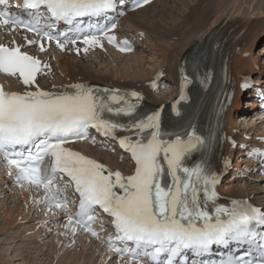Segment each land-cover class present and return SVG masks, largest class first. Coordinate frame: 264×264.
<instances>
[{"label":"snow or ice","instance_id":"obj_1","mask_svg":"<svg viewBox=\"0 0 264 264\" xmlns=\"http://www.w3.org/2000/svg\"><path fill=\"white\" fill-rule=\"evenodd\" d=\"M149 2L138 0L137 6ZM116 4L117 0H24L27 18H22L9 11L8 0H0V24L43 33L51 41L52 36L43 28L52 22L71 24L81 17H99ZM41 8L46 9V17L41 15ZM42 20L48 23L42 26ZM107 39L115 41L113 36ZM27 43H39L44 50L42 41ZM56 43L64 49L63 43ZM83 43L98 45L100 40L96 35H86ZM126 44L119 50L130 51ZM39 72V59L22 52L19 46L0 44V73L18 77L31 87ZM242 86L247 89L252 85L246 81ZM131 96L142 99L135 92ZM137 108L138 104L129 103L116 91L102 96L83 84L61 93L45 92L38 86L23 94L8 93L0 87V154L17 169V181L43 186L47 202L65 212L67 198L61 199L64 190L53 181L57 174L70 178L79 194V210L67 217L69 225L78 224L98 237L91 227L98 206L114 225L115 236L110 235L107 241L110 249L121 258L128 256L129 264H142L145 258L151 264H182L189 252L204 256L214 246L256 242L261 235L257 229L264 228V211L247 202L233 201L230 208L217 206L216 174L203 164L189 167L184 163L204 140L195 132L164 139L167 133L161 128L159 114L139 118ZM120 117L129 119L121 122ZM89 128L105 137L116 138L117 132L131 134L120 137L119 142L135 161L133 175L125 177L64 147L73 138H86ZM116 242L123 247H117ZM257 247L261 253L258 259L232 256L222 264H264V239Z\"/></svg>","mask_w":264,"mask_h":264},{"label":"rangeland","instance_id":"obj_2","mask_svg":"<svg viewBox=\"0 0 264 264\" xmlns=\"http://www.w3.org/2000/svg\"><path fill=\"white\" fill-rule=\"evenodd\" d=\"M177 1L179 0H159V2H157L156 5L154 4L155 6H153V8L150 9L149 11L143 12L141 15H139L136 18L131 17L123 20L121 26L118 28L117 35H122V34L126 35L131 39H134L136 42L140 43L141 45V47L135 48L136 50L134 52L127 54L123 59L117 58L115 56H109L108 59L94 60L91 63L89 61L88 62L81 61V60L94 59L95 54L102 50H96L92 54L89 53H86V55L79 54L80 56L73 55L71 53L67 55L68 56L67 59L74 60L76 63H80V61L85 63L84 64L85 68L79 67L73 69L74 74L80 75L82 73L80 69L83 70L85 74L90 73V74L98 75L99 73H103V74L105 73L104 75H107L105 77L108 78L106 81H111L112 83L119 85H124V83H128L127 81H125L124 77L127 78V75L133 74V78H131V80H136L132 84L134 85V88L137 89L135 84L137 83V80L142 78V85L145 87V89H147L148 81L152 80L154 74H156L157 72H162L163 74L162 77L166 82V88L165 90L161 91L162 93L160 95H154L156 96V98L153 97V100L154 101L164 100L163 98H165V94L166 95L168 94L167 99H165V101H168L170 97H172V93L174 94L173 88L176 82L174 78L172 79L170 75H167L168 65H169L168 62L171 60L170 63L172 64V66H174L173 59L175 58L174 56H172L173 48L170 47V42L179 43L181 38L180 32H182V30H184L185 28L182 25L180 26V28L177 31V33H179V36L177 38L167 37L169 36V34H167V32L165 31V30L167 31L169 30V27L167 26H171L173 24L177 26L179 24L180 17L182 16L183 13V12L181 13V11L186 9L183 6L178 7L179 6L178 5L177 7L179 8V11L177 12L173 11L172 6H176L174 2ZM187 1L189 3L193 2V0H187ZM214 2L217 3L218 1H214ZM222 2L226 3V7L220 11V13L224 14L223 15L224 24L232 18H237V16L241 17L242 22L245 23L247 19L249 20L252 19L253 17H258V15H260L259 8L264 6V0H222ZM142 19L147 20L146 28L144 27V25H142L144 24ZM196 23H197L196 21L192 22L193 25H195ZM192 24L189 23V26H191ZM133 25L144 27L148 32H146V30L143 28L141 29L139 27L135 28ZM155 25H157V27H155ZM196 26L197 25H195V27ZM152 27H155L156 30L154 31L151 30ZM191 32L193 31H190L189 34L194 35ZM198 32L199 31H197V33ZM263 34L264 32L261 33L255 39H252L251 41V45L253 46L251 55L254 56L253 58L254 61L250 59L251 60L250 65H252V68L254 70H257L261 67V63H262L261 59L264 57V54L261 49L264 47ZM250 37H252V35H250ZM153 46L158 47L159 50L156 51L155 49H153ZM240 51H241L240 48H238L235 54L236 57L238 56ZM169 53L171 54V57L168 56ZM64 67L66 66L63 65L57 66L58 69L52 71L50 76L40 78L41 83L44 85H50L51 82L56 83L58 82V80L63 81L61 80V78L64 77L63 75L65 74ZM254 70L251 73L256 77L259 75V72ZM68 79L70 78L66 77L65 80L70 81ZM105 83L109 84L108 82ZM107 84H102V85L108 86ZM10 85L14 86L17 90L20 89V86H18L17 83L12 80L10 81ZM151 96H152L151 94L149 95V98L146 97L145 95L143 96V100L148 105L149 104L153 105L150 100ZM255 113L256 112L249 113L248 117L254 115ZM233 119L239 137L241 134L240 133L241 127L246 125L247 126L246 128H250L252 125L251 122L254 121L253 119H251L252 121L251 120L245 121L243 119H239L238 114L235 115ZM263 126H264V121L262 124L261 123L257 124V127L263 128ZM258 132L261 135H264L263 130L258 129ZM84 148H86L87 152L93 157L99 155V157L98 156L97 157L99 159H102L100 158V156H104V152H100L98 150L96 151L92 148H87V147ZM109 159H111L113 163L119 165L120 167L124 166L123 164L120 163V160L115 159V157L114 159L112 157ZM237 165L239 169H242L243 164L235 161V159L232 160L231 169L238 172V168L237 170L234 169V167H236ZM259 183H264V179L257 180V182H251L249 184V187L247 188L249 193H246V196L252 194L251 197H253V195L256 192H259L258 195L262 196L261 199H264V192H263L264 189L263 190L261 189V185H259ZM244 185L246 184L243 183L241 186L243 187ZM232 186L235 187V185ZM222 192L228 193L227 190L226 191L222 190ZM0 206L2 208L0 209V264H48L50 260L49 255L50 256L52 255L51 254L52 252L49 250L51 246H54L55 253L66 254L69 255L70 259L72 258L71 260L68 258L67 261H73L75 259L76 262H80V264L83 263L101 264L102 256L100 253H98V251H96V248L94 250V246L90 248L89 245H86L85 248H82V245H80L77 242L74 245H71V243L69 244L68 239H66L65 235L59 230V228H57L56 230H51L46 237L42 236V238L39 239L40 241L38 239L35 240V238H30L32 234L38 235L40 230H43L40 225V220L42 219V222H44V219L46 218L45 216L42 215L40 211L39 212L34 211L32 209V206L28 203L26 204V209H25L26 211H25L23 207L22 198L19 197L18 192H16L15 190H11V192H9L8 195L0 193ZM15 210L17 214H19L17 219L15 218L16 217ZM26 214H27V218H24ZM7 218L15 219L12 227L11 226L7 227L6 224ZM39 237L40 236H38V238ZM34 241H36L38 246L42 247V249L46 251L45 253L42 252L46 255L42 256L39 260H36L35 256H38L41 253H34L33 249L37 246L34 244ZM87 247H89L88 250H86ZM74 253L75 256L72 257L71 254Z\"/></svg>","mask_w":264,"mask_h":264},{"label":"bare ground","instance_id":"obj_3","mask_svg":"<svg viewBox=\"0 0 264 264\" xmlns=\"http://www.w3.org/2000/svg\"><path fill=\"white\" fill-rule=\"evenodd\" d=\"M214 1H218V2L216 3ZM157 2H159V0L156 1L155 3L150 4V6H148V7H145L143 9H139L136 12L125 16L124 19H128L131 17H133V18L138 17L143 12H147L150 9H152L153 6H155ZM212 2H214V3H212ZM224 2H222V0H193V2H191V3H189L187 0H179L177 2H174L176 6H172L173 11H176V12L179 11L178 7H181V6L185 7L186 9L181 11V13L182 12L183 13H182V16L180 17L179 24L177 26L175 24H173L171 26H167V27H169V30L168 31L165 30L167 32V34H169V36H167V37L177 38L179 36V33H177V31L180 28V26L182 25L185 27L184 30H182V32H180L181 33L180 42L179 43L170 42V47L173 48L172 49V56H174L176 58V59L172 58L174 60V62H173L174 66H172V64L170 63L171 60L168 62L169 65H168L167 75H170L172 77V79L174 78L176 80L175 87L173 88V91L175 93H174V97L172 99H174L176 97V95L178 93V89L181 88V82H182L181 81L182 80V77H181V75H182V62L181 61H182V59L188 53V50L191 49V52L195 53L196 50L200 49L201 45L199 43L201 41H203L204 39H206L209 36V34L213 33L214 37H217V36L220 37L218 39V42H219V46L223 45V47H224L223 48L224 53H221L223 56L225 54V51H230L227 54V56H228V60L230 61V68L232 71V75L235 76L237 85L244 75H248V74H250V72H252L254 70L252 68V65H250L251 60H253V58H254V56L251 55L252 50H253V46L251 45V41H252V39H255L261 33L264 32V13H263L264 6L259 8L260 9L259 10L260 15H258V17H253L252 19H249V20L247 19V21L245 23L242 22L241 17L237 16V18H232L224 24L223 23V17H224L223 15L224 14L220 13V11L226 7V3H224ZM210 3H212V4H210ZM169 9H171V8H169ZM146 21L147 20H143L144 24H142V25H144L145 28L147 25ZM194 21H196L198 23V24L197 23L195 24V25H197L196 27H195V25H193L194 23L192 24V22H194ZM207 22H208V24H207ZM189 23L192 25L189 26ZM133 26L135 28L139 27L140 29L141 28L145 29L144 27H141V26H137V25L136 26L133 25ZM155 27H157V25H155ZM155 27H152L151 30H153V31L156 30ZM190 31H193L191 33H193L194 35L189 34ZM197 31H199V32L197 33ZM146 32H148V31L146 30ZM152 33H154V32H152ZM250 35H252V37H250ZM262 36H260V37H262ZM0 42H3V41L0 40ZM4 43H7L6 40ZM15 44H16V46H20V47L22 45V48L26 52L34 54V52H31L29 50V47L24 45V43L15 42ZM136 47H141L140 43L137 42ZM238 48H240L241 51L238 54V56L236 57L235 54H236V51L238 50ZM153 49H155L156 51L159 50L158 47H154V46H153ZM261 49H262V52L264 53V48H261ZM100 50H102V51L96 53L94 59L81 60V61H86V62L89 61L91 63L94 60L108 59L109 56H115V57L120 58V59H123L125 57L124 55L118 53L115 50V48L111 47V46L101 47ZM247 55H248V59L246 57ZM168 56L171 57V54L169 53ZM67 57L62 55V56H58L57 58H54L51 61L49 60V57H47V56L44 59H42L44 61H47L48 64H50V65L52 64L54 69H58L57 66H60V65L66 66V67H64V70H65L64 71L65 74L63 75L64 77L61 78V80H63V81L58 80V82H56V83L52 82L50 85H42V88L44 90L49 91V92H52L53 90L54 91L55 90L56 91L57 90L66 91L67 89H71V86H73V85L83 84V85H86L88 87H91L93 90L97 89L99 91L101 90V91H105V92L116 91L111 87L107 88V87L101 86L102 84H107L105 82H108L110 85H113V87H115L116 89L121 88L122 90L126 89L128 91L135 89L134 85H132V84L136 80H131V78H133V74L127 75V78L124 77L125 81L128 82V83H124V85L114 84L111 81H106L108 78L105 77V76H107V75H104L105 73L104 74L99 73L98 75H96V74L94 75V74H90V73L85 74L84 71L80 69V71L82 73L80 75H75L73 69H76L79 67L85 68V65H84L85 63L81 62V61H80V63H76L74 60L67 59ZM162 58H163V56H162ZM65 59H67V60H65ZM261 60H262L261 66L263 68L261 70V72H264V57ZM101 74H102V76H101ZM145 74H146V72H145ZM145 74H144V76H145ZM80 76H82V77H80ZM95 76H97V77H95ZM66 77H69L70 79H68V80H70V81L65 80ZM257 79H259V77ZM263 79H259V80H257V82H255L256 85L260 84L262 86V87H259V89H264V80ZM8 80H10V79L9 78L8 79H4V78L2 79V82L4 83L6 91L10 90V91L16 92V89H14V87H11L10 85L7 86ZM109 84H107V85H109ZM135 85L137 87V89L135 91H137V92L140 91V92H142L143 95H145L146 97L149 98V95H150L149 85H148L147 89H145V87L142 85V78L137 80V83ZM262 92H264V90ZM167 96H168V94L167 95L165 94V98H163L164 100H161V101L155 100L154 101L153 97L156 98V96L153 95V96H151L150 100H151L152 104L159 106L160 104L166 102L165 99H167ZM248 96L252 97L253 95L250 92L241 93L239 91V93H237L236 97L234 98V100L232 102V104H233L232 107L229 110L228 117H227V119H228L227 124L229 127L228 133H229V135H232L233 140H235V135H236V133H235L236 126L234 125V120H233L234 115L238 114V118L243 119L245 121L249 120V119L254 120L255 116H257L256 117L257 119L264 117V111L263 112L260 111L259 114L256 113L254 116L248 117V114L251 112V107H249V105L247 103L244 104V100H246ZM139 101L143 102L142 100H139ZM168 104H167V106H168ZM145 105L147 107L149 106L146 103H145ZM118 119H120L121 122H123L125 120L124 117H120ZM255 126L251 127V130H254L256 128ZM246 127L247 126L245 125V126L241 127V129L243 130ZM257 128L264 131V126H263V128L262 127H257ZM247 131H248V128H247ZM244 139L245 138H242L241 141ZM83 145L84 144L82 143V144H78V145H72L71 147H73L77 150H80V152H85ZM255 145L256 144L253 143V147ZM258 147L261 148V144H259ZM224 148H225L226 156H229L232 154V152L229 151V148L226 145ZM242 150L243 149L240 148V152H239L240 155L241 154L243 155ZM97 156L99 157V155H97ZM100 158L103 159V160L102 159L101 160L105 164L111 166L114 169H116V168L117 169H123V168H120L119 165L113 163V161L111 159H109L106 155L100 156ZM117 158H118V156H116V159ZM238 159H239V157H238ZM216 160H217V158H215L212 162V163H214L213 168H212V172L216 173V175H218L219 173H222V174L225 173V171H226L225 169L227 166L222 165V162H220V161L216 162ZM242 161H245V159L240 160V162H242ZM126 167H128V166L124 165V168H126ZM0 178L4 179V181H2L3 183H8V179H6V177L3 176V174H2V169H0ZM243 183L244 182H242V183L240 182L238 184L241 186ZM232 185H233L232 183L228 184L225 188L222 189L223 191H226V190L228 191V193L225 192V194H221L223 200H228V198H232V197H234L235 199H239V200L243 199L245 197H249L256 204H260V205L264 204V199H261L262 196L258 195L259 192H256V193L254 192L255 194L253 195V197L255 199L253 197H251L252 194L249 196H246V193H249L247 190V188L249 187L248 184L244 185L242 188L241 187L238 188L237 186L234 187ZM22 190L24 191V193L21 192L19 194V197H21L23 199V207L25 210V206H26L25 200L28 199L26 194H29L31 192V189L26 188V189H22ZM32 190H34L37 193V189H32ZM0 209H2L1 206H0ZM32 209L34 210V206H32ZM16 210H15V212H16ZM18 216H19V214H17V212H16L15 218L17 219ZM24 218H27V214H26V216H24ZM14 221H15V219H13V218L12 219L7 218V220H6L7 227L8 226L12 227ZM41 223H42V219L40 220V225H41ZM65 226L67 227V225H65ZM64 235H65L66 239H68V234L65 233ZM38 236H40V237L38 238ZM42 236H44V237L47 236L46 229L40 230L38 235L32 234V236L30 238H35V240H37V239L39 240L40 238H42ZM82 239L85 240V241L81 240L79 242V244L82 245V248H85L86 245H89L90 248L92 246H94V250L96 248V251H98V253L101 254V256H102L101 264H104L106 262L107 258L110 259L108 256H105V257L103 256V254H104L103 250L98 249V247L100 245L99 243L90 240V238H88V236H86V235H83ZM88 240L91 242H88ZM68 241H70V239H68ZM91 243H93V244H91ZM34 244L37 245L35 248L38 247L37 249H35V248L33 249L34 253H41L40 255L35 256L36 260H39L42 256L46 255V254H44L46 251H44V249H42V247L38 246L36 241H34ZM88 248L89 247H87L86 250H88ZM49 250L52 252L51 253L52 255L51 256L49 255L50 260H49L48 264H80V262H76L75 259L73 261H67L69 258V255L55 253L54 246H51L49 248ZM42 252H44V253H42ZM71 256L72 257L75 256V253L71 254ZM83 264H87V263H83ZM124 264H129V263L126 262Z\"/></svg>","mask_w":264,"mask_h":264}]
</instances>
